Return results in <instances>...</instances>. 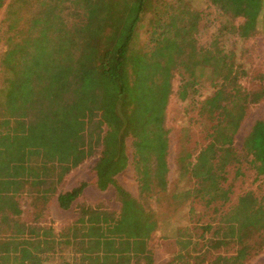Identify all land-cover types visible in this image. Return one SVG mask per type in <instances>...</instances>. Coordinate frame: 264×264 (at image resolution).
<instances>
[{
  "label": "trees",
  "instance_id": "16d2710c",
  "mask_svg": "<svg viewBox=\"0 0 264 264\" xmlns=\"http://www.w3.org/2000/svg\"><path fill=\"white\" fill-rule=\"evenodd\" d=\"M4 1L0 0V9ZM68 1L84 10H74L73 22L68 21L66 10H46L44 63L33 57L30 65L23 66L33 46L24 43L16 57L2 65L8 76L0 97L13 119L15 136L11 139L21 140L13 147L6 146L12 151L14 161L22 165L20 156L42 160L60 174L59 181L97 156L98 188L113 187L121 203L118 217L112 220L106 216L104 223H93L91 234L88 221H97L102 211L80 206L76 229L82 225L84 240L76 243L73 255L67 258L69 263L93 264L90 239L97 248H104L94 257L98 264L155 263L147 240L159 225L148 201L156 193L170 192L167 161L170 132L165 121L178 72L179 98L200 104L199 115L208 126L205 127L207 144L198 156L181 158L180 174L192 186L171 194L176 201L175 210L190 198L199 199L207 206L219 203L214 207V212L220 213L219 221L206 229H211L209 237L202 235L205 243L202 260L212 251L223 250L210 264H244L264 248V197L258 199L247 193L228 209L221 207L229 203L232 192L224 186L228 167L246 162L257 177H264V121L254 122L241 150L234 146L247 110L264 99V86L253 91L244 89L235 52L219 46L216 40L210 47L198 45L196 33L201 12L192 9L189 1L164 6L157 0ZM51 2L54 5L51 3L47 8H58L56 0ZM244 2L247 7L255 3L259 9L263 6V0H240L231 9L234 16L243 14L239 4ZM24 4L22 0L21 5ZM257 11L244 10V15H255ZM147 12L153 13L147 30L153 49L144 51L136 48V44L141 20ZM33 18L37 21V17ZM247 27L248 31H241L242 37L256 30L255 25ZM56 42L60 43L59 50ZM50 44L52 49L46 51ZM71 45L79 51L77 59L70 51ZM61 52L67 57H52ZM204 77L212 92L199 103L192 85L200 82L202 86ZM128 137L133 139L132 163L143 201L116 179L130 164L126 151ZM85 187L82 183L60 193L59 206L71 208ZM175 232L170 237L178 248L175 260L182 261L185 256L194 258L191 247L195 243L189 227H177ZM230 248L233 252L226 254ZM41 253L29 264H45L50 260V255Z\"/></svg>",
  "mask_w": 264,
  "mask_h": 264
},
{
  "label": "rangeland",
  "instance_id": "374dc122",
  "mask_svg": "<svg viewBox=\"0 0 264 264\" xmlns=\"http://www.w3.org/2000/svg\"><path fill=\"white\" fill-rule=\"evenodd\" d=\"M5 0L0 9V96L5 84L4 79L8 76L2 65L8 64L16 57L24 43L33 44L31 56L25 57L23 66L30 65L32 58L36 57L42 63L46 53L42 50L45 45L46 35L45 13L46 10H66L68 21H75L74 10L68 0H56L58 8H47L54 2L51 0ZM43 1L42 4L39 2ZM162 6L168 3L183 5L189 1L194 10L201 12V20L196 33V41L201 47H210L211 42H219L227 50H232L235 55L236 68L239 73L240 83L248 91L256 90L264 86V0L261 9L257 5L247 7L246 3H240L241 15L234 16L231 9L238 5L240 0H157ZM164 9V8H162ZM165 10V9H164ZM168 10V8H167ZM244 10H258L255 15H244ZM38 13V14H36ZM153 13L147 12L139 29V39L136 48L142 50L153 49L150 44L149 19ZM37 17V21L33 20ZM70 23V22H69ZM248 23V24H247ZM249 24L255 25V32H250L245 37L241 31H248ZM54 26L59 24L53 23ZM51 30V29H50ZM43 41V42H42ZM59 42V41H58ZM224 43V44H223ZM60 43L56 42L59 50ZM53 44L46 47V51L52 49ZM72 55L78 58L77 47L71 45ZM155 54L159 57V48ZM58 55V56H57ZM58 59L67 57V54H53ZM43 65V64H42ZM200 86V82H194L192 88L197 90L195 100L201 103L212 92L207 83ZM173 91L169 97L166 108L165 127L169 130V152L167 156L169 174V193H156L148 201L151 210L157 218L159 228L153 232L147 240V246L152 251L154 264H210L217 253L223 250L212 251L202 260L201 253L204 249V238L211 235V229L219 221V214L214 212V207L219 203L207 206L199 199L190 198L183 201L175 210L176 201L171 194L174 190L184 191L191 187L187 180L180 174L181 158L187 155L197 157L202 147L207 144L205 127L207 123L199 115L200 104L194 105L189 100H181L178 96L180 88V76L178 72L173 80ZM5 105L0 97V264H29L36 260L37 253L51 258L45 264H70L67 258L73 255L76 243L84 240L83 228L76 229L78 210L80 206L95 207L101 212L97 221L89 220V233H93V223H104V218L115 220L120 212L121 203L115 195L113 187L100 190L97 186L95 164L98 157L94 156L70 171L69 174L57 181L60 174L45 165L42 160L20 156V162L14 161L12 151L6 146H14L13 119L5 110ZM257 120L264 121V99L252 105L241 123L235 136L234 146L241 150L244 138ZM9 144L8 142H11ZM132 137L126 139V151L130 159L128 167L116 177L118 183L133 196L141 201L140 183L133 165L134 149ZM23 157V158H22ZM53 178L55 181H50ZM7 182H10L7 184ZM85 184L83 194L77 199L71 208L63 209L59 206L58 195L72 188ZM226 188H230L229 203L221 207L228 209L237 203L239 198L247 193H252L258 199L264 197V177H257L255 170L246 162L241 166H230L226 172ZM183 200V199H182ZM175 201V203H174ZM94 217V216H92ZM177 227H189L194 243L191 248L194 258L185 256L182 261L175 260L178 248L174 240L170 239L176 233ZM47 237H45V235ZM79 239V240H78ZM89 239L86 238V242ZM46 242V244H45ZM86 247H88L86 245ZM89 247L93 256V264H98L94 257L104 249L97 248L92 239ZM233 252L230 248L226 254ZM244 264H264V248L259 253L252 255Z\"/></svg>",
  "mask_w": 264,
  "mask_h": 264
}]
</instances>
